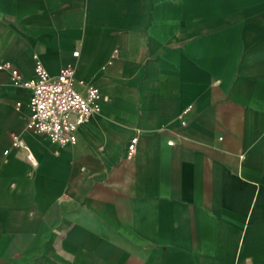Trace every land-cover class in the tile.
I'll use <instances>...</instances> for the list:
<instances>
[{"label": "crops", "instance_id": "0c3cea01", "mask_svg": "<svg viewBox=\"0 0 264 264\" xmlns=\"http://www.w3.org/2000/svg\"><path fill=\"white\" fill-rule=\"evenodd\" d=\"M35 54L100 111L60 146L0 69V264H264V0H0Z\"/></svg>", "mask_w": 264, "mask_h": 264}, {"label": "built area", "instance_id": "2783aa9c", "mask_svg": "<svg viewBox=\"0 0 264 264\" xmlns=\"http://www.w3.org/2000/svg\"><path fill=\"white\" fill-rule=\"evenodd\" d=\"M34 60L35 76L30 80L23 79L19 69L10 62L0 63V69L8 70L15 86L30 91V113L26 128L62 145L74 144L78 139L79 126L100 111L101 92L98 87L78 80L72 65L62 68L58 75L52 76L37 54L34 55ZM77 85L84 86L85 90H79ZM138 140V135L130 139L127 158L134 157ZM13 145L22 146V140L15 136Z\"/></svg>", "mask_w": 264, "mask_h": 264}, {"label": "bare ground", "instance_id": "6f19581e", "mask_svg": "<svg viewBox=\"0 0 264 264\" xmlns=\"http://www.w3.org/2000/svg\"><path fill=\"white\" fill-rule=\"evenodd\" d=\"M101 98H102V96H101ZM50 140H51V139H50ZM51 141H53V142L59 144L60 146L62 145V144H60V143H58V142H56V141H54V140H51Z\"/></svg>", "mask_w": 264, "mask_h": 264}]
</instances>
